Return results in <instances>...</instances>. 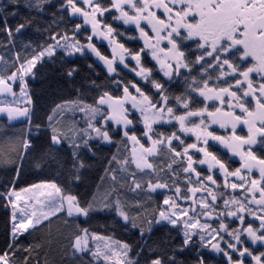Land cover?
Here are the masks:
<instances>
[{"label": "snow or ice", "instance_id": "6c2138e0", "mask_svg": "<svg viewBox=\"0 0 264 264\" xmlns=\"http://www.w3.org/2000/svg\"><path fill=\"white\" fill-rule=\"evenodd\" d=\"M48 3H51V0L0 2V32L4 33L9 40L14 39L17 34L32 24V19L25 17L23 23L13 25L9 18L15 20L20 16V7L43 12L44 8L41 5ZM66 6L73 17H82L83 25L91 27L92 34L87 36L88 42L82 44L73 38L69 43L67 34L56 33L50 36V39L55 40L56 43L46 47L41 46L31 58L20 60L19 53H17L16 60L19 62V67L6 78H0V91L6 90L12 93V87L8 81L19 80L23 86L21 93L27 97V104H31V97L25 91L26 85L23 77L32 71L38 61H42L45 56H54L57 47L69 56L75 53L84 55L86 50H90L103 62L107 75L112 77L110 82L117 88H122L123 96H113L108 91H102L91 104L79 97L56 104L52 109V114L47 118L50 122L52 145L60 146L67 139L66 135L52 123L58 112L63 113L67 110L82 112L86 118V127L81 129L80 140L68 141L69 147L73 149V168L77 172L86 166L79 158L78 150L83 146L92 151L89 141L93 139L113 143L110 136V131L113 130L112 124L122 131L127 140L140 146L139 156H137V148H132V160L138 169H152L153 164L148 161L147 157L163 155L166 150L171 157L166 168L172 175L173 184L178 178L179 171L190 174L187 177V183L193 186L187 191L192 193L193 203L198 204L200 211L198 212L197 208H182L176 199L166 197L163 203L168 207L159 211L158 218L146 220L148 233L152 232L153 224L161 222H166L173 227L182 225L184 229L183 246L177 249L178 251H183L184 247L193 245L192 237L198 235L201 245L210 246L211 250L222 254L227 264H252V262L264 264V259H262L264 251L254 254L253 249L246 246L248 241L253 246L257 244L264 246V158L256 155V151L264 150V0H111L109 5L102 3V0H66V4L59 6V11L63 12ZM106 13L111 14L113 20L134 26L144 41V47L139 51H132L120 43L113 34L122 35L123 33L117 32L106 19H101ZM81 27V23L74 22V31H79ZM94 36L102 37L113 46L112 58L103 55L91 43ZM61 40L64 43H61ZM189 41L193 43L187 44L186 42ZM192 47L198 50V54H193L194 58L186 55V50ZM145 49L150 50L151 58L156 61L159 70L170 82L174 77L182 76L181 69L186 70L187 73H193L195 70L201 75L199 77L196 75L183 76L186 84L185 92L179 96L170 97L165 84L154 78L153 69L146 67L142 62ZM126 57L129 61H135V65L130 66V63L126 62ZM0 63L8 62L0 56ZM117 63L135 73V76L140 77L145 83L150 84L159 94V100L153 101L142 90L138 81L116 79L120 76ZM197 65L199 68L196 67ZM88 67L92 68V65L89 64ZM209 69H214L215 72L210 73ZM77 71L76 68H72L67 71V76L71 78ZM253 73L256 74L255 77ZM214 77L217 81L225 80V83L210 85L209 81ZM227 77H232V79H225ZM91 84L94 87H100L95 80L91 81ZM130 89H134L136 94H133ZM77 91L80 90L77 89ZM197 96L202 100L198 101ZM169 99L175 100L176 105L184 111L182 113L177 111L176 107L169 104ZM129 100L132 102V108L137 109L143 118V135L151 142L150 147H145L136 134L129 131V125L133 124V120L128 115L129 110L125 107L126 101ZM209 101L215 103L209 107L207 103ZM253 102H255L254 107ZM196 104H203V106L195 107ZM0 113L5 114L8 121H15L20 117L26 118L29 122L32 119L29 107H0ZM193 117H198L199 121L192 120ZM154 124H174L178 125V128L169 135H164L154 129ZM212 125H218L224 129L225 134L209 131ZM238 126L247 128L246 136L237 133ZM40 127L41 125H36L37 129ZM180 133L194 136L195 142L186 143ZM173 141L183 146L182 151L178 150V146L173 145ZM210 141L215 143H210ZM216 145L222 146L233 156H238L241 161L240 167L230 170L226 162L217 154ZM253 146H258V148L254 151ZM22 148L23 152L18 155L21 163L15 169L12 185L9 190L0 192V198L5 201L3 206L11 209L10 241L7 247L12 250V255L22 247L17 243L21 236L25 233L31 235L30 229H37L56 213L65 212L68 217L75 215L88 218L92 212L114 210L130 228H140V237L143 242L136 252V257L140 256L147 245V240L144 239L145 230L136 223L135 216L130 217L125 211V204L119 197L110 202L108 195H105L97 202V197L94 195L92 200L82 204L75 195H61L62 189L56 183H37L17 191L14 184L19 179L23 160L34 150L28 138L23 139ZM46 154L51 155V152ZM112 160L115 161L116 157L113 156ZM128 162L124 160L122 163L128 164ZM111 163L112 161H109V167L105 169V173L113 172L111 179L116 181L117 176L115 170L111 169ZM197 164L207 165L209 172L218 169L224 176L222 186L233 191L239 189L243 196L224 198V193H217L204 183L208 181L211 185H217V180L213 178V175H207L202 179L201 173L194 167ZM173 165H179V168L174 169ZM39 166L40 164L37 163V167ZM254 171L259 172L258 177L252 175ZM192 175L196 177L195 182L192 181ZM229 177L235 180L230 181ZM75 179L79 181L80 176L76 175ZM141 187V183L133 177L131 190L136 191ZM166 188H169V183L157 177L155 182L148 181L145 190L155 192L157 189ZM43 189L54 190L59 199L41 200V196L53 197V192L45 193L41 191ZM112 191H115V188ZM198 192H206L211 200L201 198L197 201L195 194ZM25 193H31V195L25 199ZM175 193L178 196L181 193L179 186L175 187ZM218 197L223 199V210L219 211L216 206ZM180 198L185 201L189 199L187 195ZM252 205L258 207L253 208ZM29 208H31L30 212ZM189 211L209 219L220 220V217H231L239 223V227H230L229 223L224 220H220L215 227L207 222L200 224L196 216L189 215ZM246 216L258 220V227L253 226L251 221L246 223ZM182 217H187V219H182ZM198 226L199 232L189 231ZM81 232L82 235H76L73 238L70 247L71 257L80 264H101V261L103 264H140L138 259L134 260L129 257L132 246L127 242L90 234L87 228L81 229ZM221 232L231 237V240H226L220 235ZM90 240L104 243L90 244ZM213 241L216 242L213 243ZM221 243L226 247H221ZM38 247L37 245L36 248ZM35 250L31 245L23 248V251L29 255L23 258L22 264H29ZM0 264H11L8 251L0 253ZM35 264H40V261L36 260ZM144 264H180V262L174 255H170L167 260L163 256L149 258ZM196 264H205L204 258L198 257Z\"/></svg>", "mask_w": 264, "mask_h": 264}, {"label": "trees", "instance_id": "16d2710c", "mask_svg": "<svg viewBox=\"0 0 264 264\" xmlns=\"http://www.w3.org/2000/svg\"><path fill=\"white\" fill-rule=\"evenodd\" d=\"M0 2H6V0H0ZM22 2H24V0H22ZM102 3L109 5L111 0H102ZM61 4H66V0H51V3L41 5V7L44 8L43 12L20 7V16L15 20L9 18L10 23L13 25L16 23H23L25 17L31 18L32 24L25 28L20 34H17L12 40H9L4 33L0 32V56L4 58V61L8 62L0 63L1 78L8 76L19 67V62L16 60L17 53H19L20 60L31 58L35 52L39 51L41 46L46 47L49 44H55L56 41L51 40L50 36L56 33H60L61 35L67 34L69 43H71L73 38L79 40L82 44L88 42L87 36L92 34L91 27L89 25H83L82 17H73L67 6L63 12L59 11V6ZM115 14L118 15V13ZM61 17L63 19H61ZM101 19H106L117 32L123 33L122 35H116V33L113 35H115L116 39L120 43H123L126 48L132 51H139L144 47V41L140 38V34L135 30L134 26L124 25L119 20H113L111 19V14L108 13ZM74 22L81 23L82 27L79 31H74ZM130 37H134V39H130ZM61 43H64V41L61 40ZM91 43H93L103 55L112 58L113 46L110 45L107 40L99 36H94ZM186 43L192 44L193 42L189 41ZM193 54H198V50L195 49V47L186 50V55L193 56L194 58ZM126 62L130 63V66L135 65V61H129L127 57ZM142 62L146 67L153 69V77L165 84L170 97L179 96L185 92L186 84L183 76L196 75L199 77L201 75L195 70L193 73H187L186 70L181 69L182 76L174 77L173 81L170 82L159 70V65L151 58L150 50L148 49H145V52L142 54ZM89 64L92 65V68L88 67ZM117 67L120 71V76L116 77V79L121 81H138L139 86L142 87V90H144L153 101L159 100V94L150 84L145 83L140 77L135 76V73L123 68L119 63H117ZM196 67L199 68V65ZM72 68H76L78 71L73 77L69 78L67 76V71ZM31 72V75L26 80L27 93L32 101L29 107L31 109V122L26 120L23 124L9 125L6 119L0 117V192L9 190L12 185L15 169L21 163L18 159V155L23 152L22 141L28 138L31 140L34 150L31 151L30 155H26L23 160L19 179L16 180L14 184L17 191L26 187H31L33 184L37 183H56L57 186L61 187L63 195H75L78 200L84 204L92 200L94 195L98 196L99 193H102L112 184L111 176L113 172L110 171L107 174L105 173V169L109 167V161H112L111 169L115 170L117 179L123 177L127 181V184H129V181L133 177H143V179L151 180L152 182H155L157 177H160L167 181L169 183V188L166 189L169 193H164L161 190L159 191V189L155 192H149L155 193L154 197L161 202L167 196L179 201H184L180 198L181 196L187 195L189 198L191 197L192 193L187 191L189 187L193 186L187 183V177L190 174L179 171L178 178L175 180V184H173L172 175L166 168L167 163L170 162L171 159L166 150L163 155L147 157L148 161L153 164L152 169L139 170L135 168L136 165L132 160L130 141L127 140V138L123 136L122 131L114 125H111L113 130L110 131L113 143L106 144L98 139L90 140L89 144L92 146V151L81 146L78 150L79 158L84 161L86 166L79 169L78 172L73 168V149L69 147L68 141L72 140V136H74L75 133H80L81 129L85 126L78 125L79 128H75L77 131L74 128L69 129L68 126L71 125L69 122L73 120L70 117L71 115L69 116L64 112H58L52 123L66 135L67 139L65 143L60 146L52 145L50 140L52 134L51 128L49 127L50 122L47 118L52 114V109L56 104L63 101L75 100L77 97L91 104L95 102L102 91H108L113 96H123L122 88H117L115 84L110 82L112 77L107 75L103 62L100 61L94 53L86 50L84 55L75 53L69 56L64 51L57 49L54 56L38 62ZM209 72L214 73L215 70L209 69ZM225 79L231 80L232 77H227ZM93 80L100 85L99 88L92 86L91 81ZM209 83L210 85H223L225 80L222 79L217 81L214 77ZM77 89L80 91L78 92ZM14 91H16V87H14ZM130 91L136 94L134 89H130ZM196 98L198 101L202 100L199 96ZM207 103L209 107H211L215 102L210 101ZM169 104L176 107L177 111L181 113L184 111L183 108L176 105L173 99H169ZM202 106L203 104L195 105V107ZM254 106L255 104L253 102V107ZM129 118L133 120V124L129 126L130 133H135L145 147H150L151 142L143 135L144 128L141 126V120L138 114L131 112ZM65 119H67V123L65 124L67 128H65V125H62V121ZM76 119L75 121L77 123ZM36 125H41V127L37 129ZM153 127L164 135H169L178 128V125H155ZM209 131H214L216 134H225V132L216 128H210ZM237 133L242 136L247 135L243 127H238ZM180 135L186 143L195 142L193 137L185 136L182 133H180ZM79 140L80 139L77 141ZM210 143L213 142L210 141ZM173 145L178 146V150L182 151L183 146L178 145L177 141H173ZM257 148L258 146H253L254 151ZM215 150L226 162L230 170H235L240 167L241 163L236 157L231 155L230 152L222 146L216 145ZM49 151L51 155L46 154ZM191 151L194 152V150ZM196 155L199 156L200 154ZM256 155L260 158H264V150L256 151ZM113 156L116 157L115 161L112 160ZM124 160H128V164H123L122 162ZM37 163L40 164L39 167H37ZM194 167L201 173L202 179L207 175H213V178L217 180V185H219V187L216 185L214 190L217 193H224V198L229 196H243L242 191L239 189L233 191L230 188H224L222 186L224 183V176H221L219 170L209 172L207 168L199 164ZM173 168L178 169L179 165H173ZM256 173H252V175L257 177ZM76 175L80 176L79 181L75 179ZM152 176H156L154 180H152ZM228 179L230 181L235 180L232 177ZM192 181H196L194 175H192ZM204 183L208 184L209 182L204 181ZM146 186L147 184H144V186L142 185V189L145 192ZM176 186L181 188L179 196L175 193ZM128 188L129 187L126 186V191L129 190ZM111 198H114V196L111 195ZM129 200V204L136 205L133 198H129ZM4 203V199L0 198V253L8 251L11 264H22L23 258L29 255L27 252L23 251V248L29 245L36 249L32 253L29 264H35L36 260H39L40 264H80L79 261L71 257L70 247L73 238L76 235L83 234L81 232L83 228H87L90 234L102 235L121 242H127L132 246L130 258L134 260L138 259L140 264H144L149 258H155L157 256H163L165 260H167L170 255H174L180 264H196L200 256L204 258L205 264H227V260L222 254L216 253L211 250L210 247H203L197 238L193 240V245L184 247L183 251H178L177 249L183 246L181 232L178 228H172L167 225L156 226L153 224L151 233H148L146 225H143V227H145L144 239L147 240V245L140 256L136 257V252L143 242L140 237V230L132 229L126 225L117 216L114 210L92 212L88 218L81 216L68 217L64 213L54 216L39 225L37 229L30 230L32 233L31 235L25 233L21 236L17 243L22 247L12 255V250L7 247L10 241L11 211L10 208H5L3 206ZM216 206L218 211L223 210L222 198L218 197ZM154 208L155 205L149 209L150 212ZM220 220L229 223L230 227H239V223L234 221L231 217H220ZM248 221H251L250 217L246 216L245 222L247 223ZM219 222H212L211 225L215 227ZM251 223L253 226H256L252 221ZM225 239L229 240L230 238L225 237ZM242 239H246V237H242ZM37 245L39 246L38 248H36ZM246 246L252 248L254 254H259L260 251H264V248L260 245L254 248L247 242ZM221 247H226V245L222 244ZM149 249H152V251H149ZM85 256L87 257V253H85ZM252 264H255V262H252Z\"/></svg>", "mask_w": 264, "mask_h": 264}, {"label": "rangeland", "instance_id": "374dc122", "mask_svg": "<svg viewBox=\"0 0 264 264\" xmlns=\"http://www.w3.org/2000/svg\"><path fill=\"white\" fill-rule=\"evenodd\" d=\"M57 49H59V50H62L61 48H59V47H57ZM57 49H56V51H57ZM63 51V50H62ZM87 51H90V50H87ZM77 54H80V53H77ZM50 57H48V56H45L43 59H49ZM42 59V60H43ZM38 62H40V61H38ZM37 62V63H38ZM36 63V64H37ZM31 73L32 72H30V73H27V74H25L24 75V77H23V79H24V83H25V85H26V80L28 79V77L31 75ZM253 74H255V73H253ZM256 75V74H255ZM7 77V76H6ZM6 77H2V78H6ZM1 78V77H0ZM10 84H12L14 87H16V91H14L13 93H15V95H13V93L10 95V96H8V97H0V107H7V106H14V107H20V108H23V107H30V104H27V97L25 96V95H23L22 93H21V88L23 87L21 84H20V82H19V80H17L16 82H13V81H8ZM25 91L27 92V87H26V89H25ZM27 95H28V93H27ZM125 107L129 110L128 111V115H130V113L131 112H134V113H137L138 114V116H139V118H140V120H141V126L144 128V122H143V118H142V116H141V114H140V112L137 110V109H135V108H132V102L129 100V101H126V103H125ZM64 113L66 114V115H71L70 117L73 119L72 121H70L69 122V124H71L70 126H68L69 127V129H75V128H79L78 127V125H82V126H85L86 127V118H85V116H84V113H82V112H79V111H75V112H73V111H64ZM58 114V113H57ZM77 118V119H76ZM68 119V118H67ZM67 119H65V120H63L62 121V125H65L66 123H67ZM75 119L77 120V123H76V121H75ZM191 119H194L196 122H198L199 121V118L198 117H193V118H191ZM68 124V125H69ZM112 125H114V124H112ZM155 125H170V124H154L153 126H155ZM115 127H117L116 125H114ZM130 126V125H129ZM84 127V128H85ZM238 127H243V128H245V130H246V132H247V128L246 127H244V126H238ZM65 128H67V125H65ZM211 128H216V129H219L220 131H223V132H225V130L224 129H221L218 125H212L211 126ZM76 130V129H75ZM77 131V130H76ZM183 134V133H182ZM82 135V133L80 132V133H75L74 134V136H72V139H75V140H78V139H80V136ZM94 135V134H93ZM183 135H185V134H183ZM185 136H189V137H193L194 139H195V137L194 136H192V135H185ZM258 139H259V137H258ZM212 142V141H211ZM104 143V142H103ZM213 143H215V142H213ZM106 144H108V143H106ZM130 144H131V148H133V147H136L137 148V156H139L140 155V153H139V145H134L133 144V142H131L130 141ZM131 154H132V150H131ZM231 154V153H230ZM232 155V154H231ZM236 157V159L238 160V161H240V158L238 157V156H235ZM241 162V161H240ZM136 165V164H135ZM202 167H205V168H207V165H202ZM135 168H137V167H135ZM145 169H148V168H144V170ZM208 169V168H207ZM139 170H141V169H139ZM218 170V169H217ZM259 173L258 171H254L253 173ZM221 174V176H223V174L222 173H220ZM155 177L156 176H152V180H154L155 179ZM135 178V177H134ZM233 178V177H232ZM235 179V178H234ZM135 180L137 181V182H140L141 183V185H143L144 186V184H147L148 183V181L149 180H145V179H143V177H139V178H135ZM207 185H209L210 187H212L213 189L215 188V186L216 185H211V183L209 182ZM126 186H128L129 188V190L128 191H126ZM113 188H115V191H112V189ZM133 188V178H131V180L129 181V184H127V181L123 178V177H121V179L119 178V179H116V181H113L112 180V184L108 187V188H106V190H104L102 193H99L98 194V196L96 195V197H97V202L99 201V200H101L103 197H105V195H108V197H109V201L111 202V201H114L117 197H119L120 198V200L125 204V211L129 214V216L131 217V216H135L137 219H136V223L137 224H139V225H141L142 227H143V225L145 224L146 225V227H148L147 226V224L145 223L146 222V220H148V219H153V218H158V213H159V211L161 210V209H165V208H167L168 207V205H165L164 203H163V201L164 200H162V202L161 201H159L156 197H154L155 195V193H149L148 191H144L143 189H142V187H141V189H137L136 191H132L131 189ZM163 191L164 193L166 192V193H169L168 192V190L167 189H159V191ZM41 191H44L45 193H47V192H53V197H48V196H41L40 197V199L41 200H44V201H47V200H50V199H59V197H57L56 195H55V193H54V190H52V189H43V190H41ZM31 195V193H25L24 194V198L25 199H27L28 198V196H30ZM61 195H63L62 193H61ZM111 195H113L114 196V198H111ZM152 197H154V198H152ZM167 197H169V196H167ZM111 198V199H110ZM129 198H133L135 201H134V203H136V205H133V204H129V202L128 201H130L129 200ZM166 198V197H165ZM164 198V199H165ZM201 198H206L207 200H211V197H209V196H207V193L206 192H198V193H196L195 194V199L198 201L199 199H201ZM177 201V203L182 207V208H186V209H190V208H197V211L199 212L200 211V209L198 208V204H194L193 203V198H192V195H191V197L187 200V201H179V200H176ZM23 203V200L21 201V204ZM155 205V208L150 212V208L152 207V206H154ZM159 205V206H158ZM37 207H39V205H37ZM251 207H253V208H257L258 206H256V205H252ZM148 208V209H147ZM156 209H157V211H156ZM45 210H47L46 208H45ZM10 211H11V209H10ZM28 211L30 212L31 211V208H29L28 209ZM62 213H64L65 215H66V213L65 212H59V213H56L55 215H52L51 217H50V219L52 218V217H54V216H57V215H59V214H62ZM117 214V213H116ZM17 215L19 216L20 215V213L18 212L17 213ZM189 215L190 216H196L197 217V219L199 220V222H200V224H203V223H205V222H207V223H209V224H211L212 222H215V221H217V222H219L220 220H217V219H215V218H212V219H209V218H207V217H205V216H202V215H197V213H195V212H191V211H189ZM121 220H122V218L119 216V215H117ZM82 217V216H81ZM182 219H187V217H182ZM250 219H252V217H250ZM45 221H47V220H45ZM44 221V222H45ZM123 221V220H122ZM43 222V223H44ZM154 225H156V226H161V225H167V226H170V227H172V228H178L179 230H180V232H181V235H182V238L184 239V237H183V232H184V229H183V227H182V225H177L176 227H173L172 225H169V224H167L166 222H161L160 224H154ZM143 228H145V227H143ZM30 230H32V229H30ZM29 230V231H30ZM135 230H140V228H135ZM189 231H193V232H199L200 230H199V226L196 228V229H190ZM205 235V237H206V239H208V237H207V234L205 233L204 234ZM220 235L221 236H224V238L225 237H228V238H230L229 240H231V237H229V236H227L225 233H223V232H221L220 233ZM106 238H109V237H106ZM195 238H197L198 239V241L200 242V240H199V236L198 235H194L193 237H192V240H194ZM112 240H115V239H113V238H111ZM215 241H213V243H214ZM234 242V241H233ZM96 243H100V244H103L104 242L103 241H91L90 240V244H96ZM248 243L249 244H251V242L250 241H248ZM223 243H221V245H222ZM252 245V244H251ZM260 244H257V245H255V246H259ZM262 246V245H261ZM210 247V246H209ZM263 248H264V246H262ZM211 249V248H210ZM129 257H130V253H129ZM101 264H103V261H101Z\"/></svg>", "mask_w": 264, "mask_h": 264}, {"label": "water", "instance_id": "95a60500", "mask_svg": "<svg viewBox=\"0 0 264 264\" xmlns=\"http://www.w3.org/2000/svg\"><path fill=\"white\" fill-rule=\"evenodd\" d=\"M7 94H9V92L6 91V90H2V91H0V95H7ZM0 117H2V118H4V119L7 120L6 115L3 114V113H0ZM23 121H24V117H20L19 119L15 120V121H8V124H9V125H16V124L23 123ZM74 216H75V215H74ZM75 217H77V216H75ZM255 221H256V220H255ZM256 222L259 223L258 220H257Z\"/></svg>", "mask_w": 264, "mask_h": 264}, {"label": "flooded vegetation", "instance_id": "af4514ba", "mask_svg": "<svg viewBox=\"0 0 264 264\" xmlns=\"http://www.w3.org/2000/svg\"><path fill=\"white\" fill-rule=\"evenodd\" d=\"M13 90H14V87H13ZM256 176L258 177L259 176V173H256ZM254 219V218H253Z\"/></svg>", "mask_w": 264, "mask_h": 264}, {"label": "bare ground", "instance_id": "6f19581e", "mask_svg": "<svg viewBox=\"0 0 264 264\" xmlns=\"http://www.w3.org/2000/svg\"><path fill=\"white\" fill-rule=\"evenodd\" d=\"M26 119V118H25ZM27 120V119H26Z\"/></svg>", "mask_w": 264, "mask_h": 264}]
</instances>
